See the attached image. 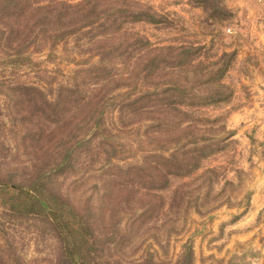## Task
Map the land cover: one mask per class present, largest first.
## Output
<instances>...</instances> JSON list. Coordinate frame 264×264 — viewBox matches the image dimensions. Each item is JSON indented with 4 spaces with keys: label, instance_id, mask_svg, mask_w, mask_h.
<instances>
[{
    "label": "rangeland",
    "instance_id": "1",
    "mask_svg": "<svg viewBox=\"0 0 264 264\" xmlns=\"http://www.w3.org/2000/svg\"><path fill=\"white\" fill-rule=\"evenodd\" d=\"M79 1L32 0L36 5ZM136 1L149 5L158 20L125 23L123 33L138 34L149 47H189L193 65L187 86L197 94L214 91L219 80L206 77L202 69L213 62L227 63L221 78L227 97L186 107L196 128L178 133L170 123L171 131L162 140L146 144L140 141L153 125L151 116L129 115L123 129L117 105H109L104 129L133 147L126 154L136 152L134 158L110 160L124 165L147 155L162 164L160 176H105L99 169L104 154L94 141L87 148L94 156L81 157L88 170L83 165L84 173L55 175L51 189L87 213L96 236L95 256L105 262L264 264V0H218L219 11L196 0ZM84 41L85 36L75 33L54 48L30 54L33 61L25 68H11L0 77V168L14 171L16 178L30 174L32 166L14 134L12 93L5 86L33 85L49 99L61 87L83 88L87 82L78 80L84 74L77 72L99 60L91 51L95 48ZM138 55L117 59V68H125ZM146 84L140 79L141 86ZM119 86L108 85L104 97L122 93L115 102L123 100L126 87ZM177 138L187 143L180 145ZM161 152L169 158L159 157ZM0 238L20 264H62L49 227L34 217L7 212L1 202Z\"/></svg>",
    "mask_w": 264,
    "mask_h": 264
},
{
    "label": "trees",
    "instance_id": "2",
    "mask_svg": "<svg viewBox=\"0 0 264 264\" xmlns=\"http://www.w3.org/2000/svg\"><path fill=\"white\" fill-rule=\"evenodd\" d=\"M196 2L209 5L213 11L220 10L218 0ZM157 20V13L149 5L136 0H81L45 5H36L32 0H0L3 27L0 28V77L5 78L11 68H25L33 61L30 54L45 47L54 48L75 33L85 36L84 42L95 48L91 51L99 58L95 65L77 72L84 74L77 78L87 82L83 88L61 87L53 99L33 85L11 82L5 86L12 93L14 134L19 136L18 142L23 145V154L29 157L32 171L16 178L14 171L0 168V202L15 216H31L46 224L59 244L62 264H114L95 256L96 236L87 213L51 189L55 175L84 173L83 165L88 170L87 161L81 157L94 156L87 149L89 144L96 141L104 154L99 169L107 177H150L162 173V164L148 160L147 155L143 160L124 165L110 160L134 158L136 152L126 154L133 147L124 143L120 135L104 129L102 120L109 105H117L123 129V119L129 115L151 116L153 125L140 141L146 144L162 140L171 131L170 123L177 126L176 132L196 128L186 107L218 103L227 97L221 81L227 63L213 62L202 69L206 77L215 75L219 80L214 84V91L197 94L187 86L189 68L193 65L189 47H149L138 34L126 36L122 31L128 22ZM135 52L140 56L125 68H117V59H126ZM140 79L147 83L146 87L140 85ZM111 83L126 87L123 100L115 102L122 93L110 99L104 97V89ZM184 119L186 125H183ZM184 139L176 141L184 145L187 143ZM177 150L176 147L173 152ZM142 152L148 150L143 148ZM165 154L161 152L159 157L167 160L169 157ZM168 156L174 160L173 153ZM198 162L197 157L195 163ZM0 264H20L1 238Z\"/></svg>",
    "mask_w": 264,
    "mask_h": 264
}]
</instances>
